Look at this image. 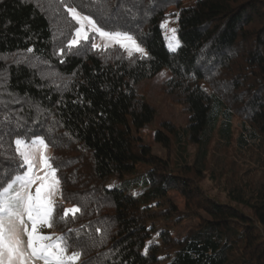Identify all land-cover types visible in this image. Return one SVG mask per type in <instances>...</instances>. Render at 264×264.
<instances>
[{
	"label": "trees",
	"instance_id": "16d2710c",
	"mask_svg": "<svg viewBox=\"0 0 264 264\" xmlns=\"http://www.w3.org/2000/svg\"><path fill=\"white\" fill-rule=\"evenodd\" d=\"M71 3L134 36L147 56L97 51L93 36L68 49L78 25L55 0H0V180L26 171L15 139L48 144L62 189L52 229L70 252L82 250L80 264H264V0H106L103 14L93 0ZM168 18L177 22L175 52ZM163 70L189 114L183 133L164 124L169 135L157 134L166 149L174 139L175 162L140 138L156 111L138 85ZM220 149L251 166L239 177L232 166L210 172L226 201L192 177ZM174 192L206 214L185 235L176 227L194 213L171 205ZM76 206L75 218L61 219Z\"/></svg>",
	"mask_w": 264,
	"mask_h": 264
},
{
	"label": "snow or ice",
	"instance_id": "6c2138e0",
	"mask_svg": "<svg viewBox=\"0 0 264 264\" xmlns=\"http://www.w3.org/2000/svg\"><path fill=\"white\" fill-rule=\"evenodd\" d=\"M55 2L78 25L67 44L68 49L79 47L81 41L89 40L90 33H95L103 42L91 44L97 51H107L119 46L130 59L136 54L141 59L147 56L145 49L128 32L106 30L97 23L93 15L79 10L71 0ZM93 3L96 12L103 14L106 0H93ZM163 27L171 33L169 49L177 51L180 42L176 29H168L167 22ZM14 143L15 151L22 161L19 167H26V171L23 175L15 174L13 178L9 174L6 179L0 180V264H80L83 252H70L67 237H54L41 232L42 227H53L56 197L62 195L58 170L52 166L51 157L47 155L48 144L43 139L29 143L22 138L15 139ZM37 158L42 161L39 169ZM80 212L79 206L66 209L61 219L64 220L69 214L75 218Z\"/></svg>",
	"mask_w": 264,
	"mask_h": 264
},
{
	"label": "rangeland",
	"instance_id": "374dc122",
	"mask_svg": "<svg viewBox=\"0 0 264 264\" xmlns=\"http://www.w3.org/2000/svg\"><path fill=\"white\" fill-rule=\"evenodd\" d=\"M172 11V10H171ZM168 29L175 28L176 29V19L174 18H168ZM164 28V27H163ZM164 37L166 40V45L169 44V38L171 36V33L164 28ZM90 36H93L94 39L92 41L95 43H103L98 36H96L95 33H90ZM177 36V31H176ZM178 39V37H177ZM84 41H81V43ZM119 47V46H116ZM95 49V48H94ZM146 51V50H145ZM147 52V51H146ZM127 54V53H126ZM171 78V72L169 70H163L161 73H159L156 77L143 81L138 85V92L142 97H145L147 102L150 104V106L156 111L154 121L147 125L140 133V138L142 139L143 143L150 148H152L153 153L158 156L159 158H162L166 161L175 162L177 159V155L179 154L177 152L178 147L175 143L174 139L172 142V145L169 149H166L163 147V145L157 143V134L162 133L164 135H169L168 131L164 128V124H170L172 125L175 130L179 131V133H183L184 130H186L188 126V120H189V114L184 108V106L177 101V99L172 96L170 93H168L167 88L165 87V82H167ZM238 126V121H236L235 129ZM41 138H37L34 140H38ZM46 143V142H45ZM186 144H188L186 142ZM188 155H189V163L193 164L195 162V157L197 154V147L189 144L188 147ZM52 150L48 146V152L47 155L51 156ZM234 152L227 153L224 150L220 149L218 151L212 152L211 156L209 157L208 163H207V171L205 174L199 176L197 173L192 176L194 178V182H197L201 188H203L211 197L218 198L222 201H226L225 197L223 195V191L225 190L223 184H218V180L216 177H213V175L210 174V172H214L215 175H220L219 171H217L218 167L220 168H227L228 169L232 166V171H235V174H233L235 177H239L240 174L243 172L250 170V160H247L246 162L243 160V158L236 157ZM42 161L37 158V169L41 166ZM246 164L248 166H246ZM142 171H147V168L140 167L139 168ZM217 169V170H215ZM195 171V170H194ZM231 171V172H232ZM233 173V172H232ZM43 174V173H41ZM221 178H224L221 177ZM224 180H221L223 182ZM18 187V186H17ZM34 191V188H33ZM222 193V195H220ZM61 195H58L56 197V203L60 202ZM172 206L178 209V211L182 214L186 213H194L190 219H187L176 228L183 234H187L190 232L191 229L198 224L199 221H203L206 218V214H204L201 211L198 210H187L186 200L185 198H182V195L180 193L174 192L170 194V201ZM199 212V213H198ZM197 213V214H196ZM202 215V217H201ZM52 229L48 227H42L41 232L46 235H53L55 237V233L58 230Z\"/></svg>",
	"mask_w": 264,
	"mask_h": 264
}]
</instances>
